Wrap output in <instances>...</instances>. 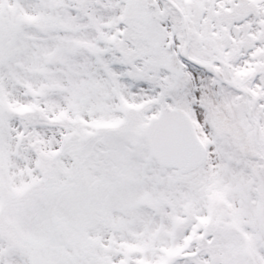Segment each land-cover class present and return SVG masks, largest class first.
Returning a JSON list of instances; mask_svg holds the SVG:
<instances>
[{
  "label": "snow or ice",
  "instance_id": "1",
  "mask_svg": "<svg viewBox=\"0 0 264 264\" xmlns=\"http://www.w3.org/2000/svg\"><path fill=\"white\" fill-rule=\"evenodd\" d=\"M0 264H264V0H0Z\"/></svg>",
  "mask_w": 264,
  "mask_h": 264
}]
</instances>
